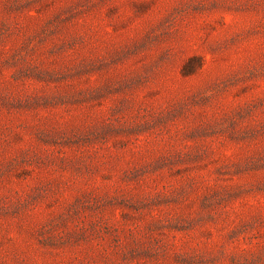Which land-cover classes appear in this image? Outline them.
<instances>
[{"label": "rangeland", "instance_id": "obj_1", "mask_svg": "<svg viewBox=\"0 0 264 264\" xmlns=\"http://www.w3.org/2000/svg\"><path fill=\"white\" fill-rule=\"evenodd\" d=\"M0 264H264V0H0Z\"/></svg>", "mask_w": 264, "mask_h": 264}]
</instances>
